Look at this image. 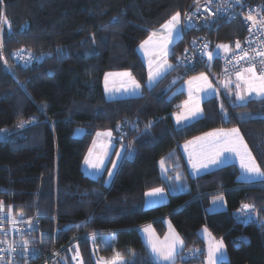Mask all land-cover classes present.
<instances>
[{"label": "trees", "instance_id": "16d2710c", "mask_svg": "<svg viewBox=\"0 0 264 264\" xmlns=\"http://www.w3.org/2000/svg\"><path fill=\"white\" fill-rule=\"evenodd\" d=\"M243 1L264 15V0ZM188 6L192 0H0V131L12 130L0 138V215L8 217L11 210L17 219L36 216L33 246L76 242L83 264H96L89 239L96 235L100 256L120 253L126 264H153L139 226L150 223L163 236L169 220L183 240L175 264L204 263L203 226L224 241L223 264H264V181L238 180L234 163L198 175L185 166L189 191L145 206L149 190L166 187L160 160L211 129L239 126L264 170V97L236 104L237 120H226L212 95L203 101L204 116L177 126L172 114L186 98L177 87L202 70L174 64L153 87L146 84L148 69L138 47ZM208 30L211 46L235 47L247 36L241 20L221 19ZM183 48L180 38L173 63ZM218 62L215 57L214 71ZM114 70L131 71L141 94L107 99L103 79ZM242 112L249 116L240 118ZM33 115L37 121L20 127ZM102 130L112 133L117 146L127 145L109 182L106 171L92 177L82 168ZM219 193L227 209L208 211ZM242 204L254 205L258 217L239 221L235 212ZM107 232L115 237L104 245L100 237ZM62 260L72 264L67 252Z\"/></svg>", "mask_w": 264, "mask_h": 264}, {"label": "snow or ice", "instance_id": "6c2138e0", "mask_svg": "<svg viewBox=\"0 0 264 264\" xmlns=\"http://www.w3.org/2000/svg\"><path fill=\"white\" fill-rule=\"evenodd\" d=\"M239 2V0H237ZM211 3V0H209ZM186 19H191L190 16L185 14ZM248 21L252 22V27H257L258 25L264 28V19L257 20L251 13L246 17ZM181 24V14L179 12L175 13L166 24L162 26L165 30L163 33L158 34L153 32L148 39L143 41L140 45V48L144 50L145 55L149 56V73L148 79L151 84L158 77L162 75L164 71L172 68V65L167 62L168 55V46L172 42L174 38V33L178 31L177 26ZM251 31V28L249 29ZM236 48L240 49L241 45L239 41L236 42ZM207 48V45L204 46ZM218 48H223L226 52L229 51L228 45H218ZM242 55L239 58L233 57L236 59V62L239 63L240 60L248 58V52L246 50H241ZM209 60L213 58V53H206ZM256 56L264 57V50L256 51ZM155 57V59H152ZM2 58V57H0ZM252 60L255 57L251 58ZM6 63V61H5ZM260 63L264 65V59H261ZM155 65V68H153ZM247 73L248 75H245ZM237 84H236V99L243 101L246 99V94L250 95L255 93L258 97H264V71L256 72L255 64L249 62V67L244 68L236 73ZM110 77H120L122 78L121 87L128 91L129 88L133 92L137 91L140 88V84L132 77L130 72L123 73H108L105 75V90L111 91L109 88V78ZM123 78H127L126 82ZM195 81H202L203 85L197 88V91L207 90L212 88L211 82L208 81V77L203 73L198 77H193L188 83L191 86ZM227 83H231L228 81ZM227 83L225 86L227 87ZM119 90V89H117ZM242 91L245 94H242ZM189 100L184 102V107L186 109L185 112H182L177 116V121L182 119H187L189 116H195L201 113V109L199 107L198 102L191 107L192 104V93L191 90L189 92ZM22 126V125H21ZM98 137L105 136L109 139L111 138V132L105 133H97ZM99 147V153H95L94 149ZM108 144L97 141L93 142V148L89 149L88 156L85 157L84 163L88 165L92 169L99 170L103 164L104 157L107 155ZM189 161L192 164L194 170H199L203 168H207L209 165H216L219 163H223L227 157L225 153H233L240 159V166L244 170L245 179L247 180H262L264 181V170L256 163L254 157L248 149L247 144L244 142L243 137L241 136L239 129L233 128L228 131L224 130H216L213 132L206 133L204 136L196 137L192 141H188L185 144V149L189 150ZM119 156V153H116ZM223 158V159H222ZM164 161H161V166L163 167ZM116 164L113 162V167ZM112 175V172H109V176ZM177 180L180 179L179 176L176 177ZM164 192L162 188H154L147 195L149 196H157ZM222 199V198H221ZM11 207V206H10ZM3 209V202L0 201V210ZM242 210L255 211L254 205L245 204L242 206ZM8 219H10L13 223L17 221L11 216V210L8 214ZM29 227H31V222L29 221ZM147 234L148 244L151 248V252L154 254L153 264H175L178 249L183 248V240L179 237L178 234L171 232L170 235L165 236L164 240L161 241L151 229V226H148L144 229ZM207 233V229H204ZM211 236V234H208ZM23 247L27 249L29 241H22ZM223 241H210L208 252H207V261L206 264H223L224 256H223ZM9 251H15V247L9 245ZM76 256H79V252L77 251ZM76 257H73L75 259ZM3 257H0L2 260ZM98 264H126L121 260V254L115 253L111 260H106L104 258H100Z\"/></svg>", "mask_w": 264, "mask_h": 264}, {"label": "built area", "instance_id": "2783aa9c", "mask_svg": "<svg viewBox=\"0 0 264 264\" xmlns=\"http://www.w3.org/2000/svg\"><path fill=\"white\" fill-rule=\"evenodd\" d=\"M193 7H185L181 12V39L184 42V49L178 56L176 65L196 67L206 71L213 84V95L216 96L225 119L234 118L235 104L228 97L225 90V79L235 75L237 71L249 67V62L255 64L256 72L264 71V65L260 63L264 57L256 56V51L264 50V28L252 27V22L246 17L251 13L258 21L264 19L256 5L245 4L243 0H192ZM185 14L191 19H186ZM221 19L241 20L245 25L247 36L239 42L240 49L236 46L229 52L219 57L218 69L214 71V58L208 60L207 49L211 46L209 30ZM208 27V31L203 29ZM251 28V31L249 30ZM207 45V48L204 46ZM241 50L248 52V58L236 62V58L242 55ZM255 57L254 60L251 58ZM127 146V145H126ZM242 204L235 212V217L242 223H247L258 217V209L255 211L242 210ZM13 223L8 217L0 216V264H59L62 252L68 249L66 246H54L51 249L33 246L34 238L29 236L39 230V220L36 216L17 219ZM31 222V227L29 223ZM27 240V249L23 247L22 241ZM9 245L15 247V251H9Z\"/></svg>", "mask_w": 264, "mask_h": 264}, {"label": "crops", "instance_id": "0c3cea01", "mask_svg": "<svg viewBox=\"0 0 264 264\" xmlns=\"http://www.w3.org/2000/svg\"><path fill=\"white\" fill-rule=\"evenodd\" d=\"M162 26L159 27V28H157V29H155V30H153L151 32V34L153 32H156L158 34L163 33L165 30L162 28ZM177 28H178V31L176 33H174V38H173L172 42L169 44V46H168V55H169V58H170V55L173 52V45H174V43L176 41H178L181 38V35H182L181 25H178ZM233 47L234 46L231 45V47L229 48V51ZM138 51H139V53H140V55H141V57H142L145 65H146V67L148 69V72H149V66L147 64V61H145V57H144V54H143V50L140 48V46L138 47ZM229 51H227V52H229ZM152 59H155V57H152ZM170 65H172V67H173V64H170ZM153 66L155 67V65H153ZM171 69L172 68L167 69L166 71H164L162 73V75L160 77H158L155 81H153L151 84L149 83V79L147 77V81H146L147 86L149 88L153 87L157 83V81L161 77H163ZM123 72H130L131 75H132V77H134L135 80L140 84V82L136 79V77L129 70H114V71H108V72L105 73V75L108 74V73H123ZM105 75H104V79H103L104 93H105L106 98L109 99V100L117 99V98H127V97L137 96V95H140L141 92H142L141 84H140V88L137 91H135V92H133L131 90V88H129L128 91H125L121 87L122 78H120V77H110L109 78V88L111 89V91H106L105 90ZM245 75H248V74L245 73ZM123 80L126 82L127 78H123ZM228 81H231V83H227ZM237 82L238 81H237V78H236V74L235 75H232V76H229V77H227L225 79V84L227 83V87L225 86L226 93H227L228 97L230 98V100L233 101L235 105L236 104H238V105L244 104V103H246L248 100H250L252 98H260L255 93H252L250 95H247L246 94V99L243 100V101L237 100L236 99V90H237L236 89V84H237ZM117 89H119V90H117ZM197 93H198V97H197V99L195 101H196V103L198 102L199 107L202 110L201 113H199V114H197L195 116H189L187 119H182L180 121H177V116L180 115L182 112H185V111H183L185 107H183V104H182V107L179 110L175 111L172 114L173 121H174V123L177 126H181V125H183L185 123L191 122V121H193V120H195L197 118H200V117L204 116V112H203V110H204V108H203V101L213 95V88L207 89V90H201V91H198ZM242 94H245V93L242 91ZM241 114H243L244 116H249V114L247 112H242ZM233 128L239 129V132H240L241 136H243V139H244L245 143L247 144L248 149L250 150V152H251L252 156L254 157L256 163L263 170L262 166L260 165L258 159L254 155V152L252 151L251 147L249 146L248 141H247L246 137L244 136L243 132L241 131V129L239 128V126H232V127H226V128H215V129H211V130H208V131H206V132H204L202 134L196 135V136L190 138L189 140L181 143L178 148H174L173 150H171L168 154H166L160 160V162H159V168H160L161 175H162V177L164 178V180L166 182V187H159V188H167V193H164V195L163 194H160V195H157V196H149V195H147V193H149L152 189L149 190L146 193V196H145V206L149 207V206L158 205V203L161 204V202H163V201L166 202L168 200V194L170 195L171 193L184 192L188 188V182L186 180V175H185V166L187 167V169H188V171H189V173L191 175L201 174V173L210 171V170L216 168L217 166H222V165L230 164V163H234L235 165H238L239 166L238 159L237 158H234L231 154H228V155H225L227 157V159L224 161L223 164L222 163H219V164H216V165H209L207 168H203V169H199V170H194L193 167H192V164L189 161V151L191 149L190 148H189V150H186L185 149V144L188 141L194 140L196 137L204 136L206 133L213 132V131H216V130L228 131V130L233 129ZM103 132L105 133V132H109V131L108 130L107 131H98L97 133H103ZM97 133L94 135L89 149L90 148H93V142L94 141H97V138H98ZM105 138H106V141H108V144L109 145H113V143L116 144L115 141L113 140L114 137H113L112 133H111V138L110 139L108 137L101 136L100 137V140L101 139H105ZM89 149H88L87 154L89 153ZM99 151H100V149L99 150H94L95 153H99ZM87 154H86V156H87ZM106 159H107V156L104 157L103 164L101 166L102 168H100L99 170H96V169L93 170L92 168H90L88 166L87 167L84 166L85 165V163H84L85 158H84L83 163H82L83 171L85 172V174H87L89 176H92V177L101 175L100 173H102L101 171L103 169V166L105 164ZM162 160L164 161L163 167L161 166V161ZM120 161H119V163H118V165L116 167V170H117V168H118V166L120 164ZM116 170H115V172H116ZM238 170H240V166L238 167ZM177 176L180 177L179 180L176 179ZM257 181H262V180L257 179V180H249V181H245V182H257ZM148 226H151V229L154 231L153 226L150 223H146V224L140 225L139 226V231H140V234H141V236H142L145 244L147 245V247L149 249V252H150V255H151V249H150V246L148 244L147 234L144 231V229L146 227H148ZM171 230H172V225H171V222L168 220L167 221V231H166V234L169 233V231H171ZM154 233H155V235L160 240H163L165 238V234L163 236H159V235L156 234L155 231H154ZM200 235L202 237L204 236L203 238L206 241L205 252H206V255H207V247H208L207 244L210 243V241H213L214 239H212L213 238V237H211L212 235L209 236L207 233H205V234L202 235L201 234V229H200ZM114 237H115V234L113 232L104 233L100 237V242L102 244H104V245L111 244V242L113 241ZM96 238H97L96 235H90L89 236L90 242L92 244V249H93V252H94V258H95L96 264H98V262L100 261V258L102 256H100V254L98 253V244L96 243ZM179 250L180 249H178V251ZM77 251L79 252V256L78 257L76 256ZM226 252L225 251L223 252L224 260H227L228 259V253H227V256H226ZM67 253H68V255H69L70 259H71L72 264H83L82 257H81V254H80V251H79V248H78V245H77L76 242H72L71 244H69ZM206 255H205V258H204V263L206 262ZM73 257H76V258L73 259ZM102 258H104V257H102ZM104 259H106V258H104ZM111 259L112 258H109V259H106V260H111ZM61 262L64 263V260H62V257L59 259V264Z\"/></svg>", "mask_w": 264, "mask_h": 264}, {"label": "rangeland", "instance_id": "374dc122", "mask_svg": "<svg viewBox=\"0 0 264 264\" xmlns=\"http://www.w3.org/2000/svg\"><path fill=\"white\" fill-rule=\"evenodd\" d=\"M157 29V28H156ZM176 43V42H175ZM174 43V44H175ZM218 45H228L229 46V48L231 47V43L230 42H219V43H215V44H213L212 46H210L208 49H207V53L208 52H211V53H213V58L214 57H220V56H222V55H224V54H226V51L223 49V48H218L217 46ZM174 46V45H173ZM184 49V48H183ZM143 50V49H142ZM173 53V52H172ZM143 54H144V57H145V61H147V64H148V66H149V59H150V57L149 56H146L145 55V52H144V50H143ZM171 56V55H170ZM212 58V59H213ZM166 59H167V62L169 63V64H175V63H173V61L169 58V55H167V57H166ZM177 59H178V57H177ZM208 60H209V58H208ZM176 62H177V60H176ZM153 68H155L154 66H153ZM169 72V71H168ZM149 73V72H148ZM204 74L205 76H207L208 77V81L209 82H211V84H212V81H211V79H210V77L208 76V74H207V72L206 71H200V72H198V73H195V74H193V75H191V76H189L188 78H186V79H184L183 81H181L180 82V84L178 85V87H177V90H184V92L186 93V98H185V100H184V102L185 101H188L189 100V92H190V90H191V93H192V104H190L189 105V107H191L192 105H194L195 103H196V99H197V97H198V91H197V88L198 87H200V86H202L203 85V82L202 81H195V82H193V84L190 86L189 85V81L190 80H192V78L193 77H198V76H200L201 74ZM212 88H213V84H212ZM184 102H183V107H184ZM183 111H186V109L184 108V110ZM203 112H204V110H203ZM243 114H240V118H243ZM35 121H37V117L35 116V115H33V116H30V117H28L25 121H23L22 123H21V125H20V127H23V126H25V125H27V124H30V123H33V122H35ZM12 130H10L9 128H3L1 131H0V138H4V137H6L10 132H11ZM102 131H107V130H102ZM78 132H81V130H79ZM104 133V132H103ZM243 137V136H242ZM114 140V139H113ZM100 142H103V143H105V144H108V141H106V138L105 139H101L100 140V137H98L97 138V143L99 144ZM245 142V141H244ZM112 143V142H111ZM99 147H97L96 149H94V150H99L98 149ZM126 145H119V146H117L116 144H114L113 143V145H109L108 144V148H107V159H106V161H105V164H104V166H103V169H102V173H100V174H103L105 171H106V181L107 182H109L110 180H111V178H112V176H113V174L115 173V170H116V167H117V165H118V163H119V161L121 160V158L122 157H124L127 153V151H126ZM250 151V150H249ZM116 153H119L120 155L119 156H117L116 155ZM228 154H231L234 158H237L238 159V164H239V166H240V159H239V157H237L235 154H233V153H225V155H228ZM87 156H88V154H87ZM123 159V158H122ZM113 162H115V164H116V166L115 167H113ZM224 163V162H223ZM222 163V164H223ZM226 165V164H225ZM85 167H87L88 165H84ZM236 166H238V165H236ZM238 166V167H239ZM89 167V166H88ZM237 167V168H238ZM102 168V167H101ZM93 170H95V169H93ZM109 172H112V175L111 176H109ZM193 172V171H192ZM195 175H198V174H195ZM245 173H244V170L241 168V166H240V170H238V175H237V179L238 180H240V181H249V180H247V179H245ZM162 189H164V192L162 193L163 195H164V193H167V188H162ZM222 198V199H221ZM168 199H169V194H168ZM163 202H165V201H163ZM163 202H161V203H163ZM148 204V203H147ZM159 204V203H158ZM225 209H227V204H226V199H225V196H224V194H222V193H219V194H216V195H214V196H212L211 197V201H210V204H209V206L207 207V210L208 211H210V212H212V211H218V210H225ZM172 225V224H171ZM154 229V228H153ZM204 229H207V234H211V232L209 231V229L206 227V226H203L202 228H201V234L203 235V234H205L206 232L204 231ZM174 230V232L176 233V234H178V232L175 230V228L172 226V230L171 231H169V233H165V236H167V235H170L171 234V232ZM155 231V230H154ZM157 234V233H156ZM179 235V234H178ZM212 235V234H211ZM180 236V235H179ZM204 237V236H203ZM211 237H213L212 239H214V241H223L221 238H217V237H214L213 235L211 236ZM181 238V237H180ZM148 240V239H147ZM164 240V239H163ZM163 240H161V241H163ZM223 245H224V248H223V252L225 251L226 252V246H225V243H224V241H223ZM207 246L209 247V243L207 244ZM208 247H207V252H208ZM151 249V248H150ZM67 250L68 249H65L63 252H62V255H61V257H63V255H64V252L66 253L67 252ZM181 250V249H180ZM179 250V251H180ZM178 251V252H179ZM195 254V253H194ZM226 256H227V252H226ZM151 257H153L154 258V254L151 252ZM206 261H207V255H206ZM204 264H206V262L204 263Z\"/></svg>", "mask_w": 264, "mask_h": 264}, {"label": "water", "instance_id": "95a60500", "mask_svg": "<svg viewBox=\"0 0 264 264\" xmlns=\"http://www.w3.org/2000/svg\"><path fill=\"white\" fill-rule=\"evenodd\" d=\"M185 191H189V188H187Z\"/></svg>", "mask_w": 264, "mask_h": 264}]
</instances>
